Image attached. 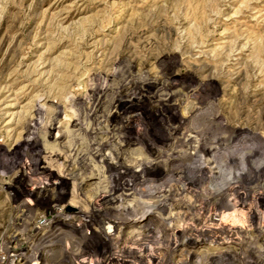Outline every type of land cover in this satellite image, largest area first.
Returning <instances> with one entry per match:
<instances>
[{
    "label": "rangeland",
    "instance_id": "1",
    "mask_svg": "<svg viewBox=\"0 0 264 264\" xmlns=\"http://www.w3.org/2000/svg\"><path fill=\"white\" fill-rule=\"evenodd\" d=\"M121 70L124 75H114ZM166 72L172 74L180 94L174 113L186 119L190 128L208 132L211 141L222 137L226 148L217 152L219 160L221 153H228L230 158H224L231 160L252 148L262 150L251 158L252 163H262L264 0H0V260L6 259L7 248L12 254L17 247L22 255L16 264H82L72 257L62 258L78 250L92 256L87 249L94 240L109 245L105 228L92 215L72 218L76 209L88 213L97 196L108 190V173L101 171L87 150L89 136L75 124H88L92 97L103 82L100 120L106 126L113 114L110 102L124 90L142 87L147 78L167 80ZM199 85L197 98L205 100L203 105L196 104L191 92ZM196 105L192 115L184 116ZM152 108L144 100L139 111L153 128ZM131 122L141 131L143 122L137 117ZM110 144L104 154L111 151ZM125 150L132 160L150 156L139 144ZM78 153L85 154L84 161L76 159ZM186 153L188 157L173 161L190 162L194 147ZM204 159L210 166L217 165L212 156ZM224 163L233 171L239 169L238 163L236 168L231 161ZM44 168L51 173H43ZM260 171L263 177L264 170ZM250 177L244 182L250 183ZM186 179L167 176L156 184L140 183L139 191L158 197L125 196L123 204L130 209L124 215H142L141 226L150 229L163 227L161 217L168 216L179 219L173 227H187L183 217L189 211L183 206L195 197L184 191ZM62 181L66 193L60 196ZM220 182L222 178L210 187ZM36 187L47 192L28 196L29 189ZM234 199L228 194L224 202L231 207ZM161 203L166 205L162 210L144 211L147 204ZM255 210L258 218L243 230H264V205L257 203ZM62 213L69 216L62 218ZM72 221L85 233L74 231ZM134 227L123 226L122 231ZM41 238L53 243L52 250L38 254ZM263 254L261 241H222V259L236 255L253 260Z\"/></svg>",
    "mask_w": 264,
    "mask_h": 264
},
{
    "label": "bare ground",
    "instance_id": "2",
    "mask_svg": "<svg viewBox=\"0 0 264 264\" xmlns=\"http://www.w3.org/2000/svg\"><path fill=\"white\" fill-rule=\"evenodd\" d=\"M120 74L124 75L123 70L114 75L118 76ZM165 76L167 80L161 78L154 81L147 78L143 81L144 85L142 87L131 88L132 90L123 89L124 91L120 96L109 104V109L113 114L107 118L108 124L106 126L100 120L104 117V91L106 88L103 87V82V86L100 89L98 88L99 91L96 96L93 95L94 97H92L88 109V124H75L80 131L89 136L90 143L87 150H90V153L99 162L101 171L104 174L108 173V181H105L108 183V190L97 196L88 213L76 209L72 218L73 220L74 217L80 219L83 214L92 215L96 219V221H93L105 228V233L110 242L108 246L104 247L97 240L91 241L87 251L92 253V256L91 254L86 256L84 255L85 251L78 250L76 253L65 252L66 254L62 260L72 257L80 260L82 264H246L245 262L264 264V254L261 258L253 260L236 255L229 260L222 259V241L227 239L231 240V243L261 241L264 244V241H262L264 240V230L255 228L254 231L248 232L242 229L246 223L258 218L255 205L257 203L264 205V184H262L264 183V176L260 175V170H264V158L261 164H253L251 160L257 153H262V150H252L251 148V150H247L246 155L243 153L244 155L233 157L231 160L224 158V156L230 158L228 153L224 155L220 152L222 161L219 160V153L217 152L226 148L222 147V137H215L217 140L215 139V142L211 141L208 132L205 130L196 131L190 128L186 119H180L174 113V106H176L174 102L180 95L176 92L178 84L175 85L171 81V73L166 72ZM201 86H194V88L191 86L193 88L191 92L197 100V105L205 103V100L197 98V96H200ZM140 91L142 94L139 95ZM144 100L146 102L150 101L151 107H154L152 112L156 118L152 116L155 121V127L153 128L146 124L144 114L140 115L139 108H141ZM197 105L193 106L192 110L184 116L192 115L198 109ZM138 112L139 114H136ZM132 117H137L141 123L143 122L141 131L135 130L131 122ZM115 141L116 143H113ZM194 142H198V146H194ZM109 143L112 145L111 151L104 154V149ZM138 144L143 146L150 156L132 160L131 153L128 154L125 147ZM171 146H174V149H171ZM192 146L195 153L189 155L190 162L177 165L173 159L178 161L186 157L188 155L186 151ZM81 153H78L76 159L84 161L85 154ZM208 155L214 158L213 162L217 163L216 166H210L209 160L204 159ZM224 161H231L230 165L234 168L237 167L236 163H238L239 169L236 168L233 171L231 168H226ZM262 165L263 168H260ZM155 170H160V172L155 173ZM41 171L43 173L49 172L46 168ZM28 174L31 175V173ZM249 175L251 176L249 178L251 182H244ZM167 176L169 178L181 177V179L186 177L188 185L184 186V191L193 194L195 197L194 201L185 202L183 206L186 211H189V214L183 217L187 223L189 222L187 227H173L179 219L172 216H160L165 225L150 229L141 226L142 215L132 218L124 215L123 212L130 209V207L123 204L125 196L137 194L153 198L158 197L156 193L151 191L144 193L139 191L137 186L146 182L156 184L157 181ZM245 176L247 177L245 178ZM220 178H222V182L210 187L213 182ZM242 178L244 179L242 180ZM261 181L263 182L261 183ZM62 184L63 181L60 183V191L58 190L60 196L66 193ZM46 192L47 189L36 187L35 189H29L27 194L32 196L38 193L45 194ZM119 192H122L123 196L122 194L115 196ZM228 194L234 195L235 198L234 205L231 207L224 202ZM110 197L112 198L110 199ZM236 198L241 200L239 209L235 204L238 200ZM103 202L105 205L101 204ZM119 203L122 204L119 205ZM75 207L80 208L77 205ZM146 207L149 209H146ZM146 207L144 211L152 212L154 208L162 210L166 205L164 203L147 204ZM197 212H200L201 215H197ZM62 216L67 217L69 215L62 213L60 217ZM218 217L219 219H217ZM75 222L72 221L73 230L84 234L85 232L83 230L81 232ZM129 225L135 226L131 232L125 233V231H122L123 226ZM38 242L41 248L38 254H44L53 248V243H48L45 238L39 239ZM207 242L209 247L204 248L203 245ZM6 251L5 264H14V261L22 255L17 247L12 254L8 248ZM246 252L251 253L252 251L246 250ZM239 259L243 260L238 261Z\"/></svg>",
    "mask_w": 264,
    "mask_h": 264
},
{
    "label": "built area",
    "instance_id": "3",
    "mask_svg": "<svg viewBox=\"0 0 264 264\" xmlns=\"http://www.w3.org/2000/svg\"><path fill=\"white\" fill-rule=\"evenodd\" d=\"M6 258H7V256H6ZM4 261V262H3ZM3 262V263H2ZM5 262H6V259L5 260H0V263H2V264H5ZM17 263V261H14V264H16Z\"/></svg>",
    "mask_w": 264,
    "mask_h": 264
}]
</instances>
